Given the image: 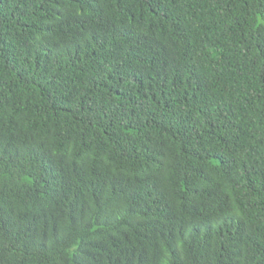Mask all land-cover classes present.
Masks as SVG:
<instances>
[{
  "label": "trees",
  "instance_id": "trees-1",
  "mask_svg": "<svg viewBox=\"0 0 264 264\" xmlns=\"http://www.w3.org/2000/svg\"><path fill=\"white\" fill-rule=\"evenodd\" d=\"M0 264H264V0H0Z\"/></svg>",
  "mask_w": 264,
  "mask_h": 264
}]
</instances>
